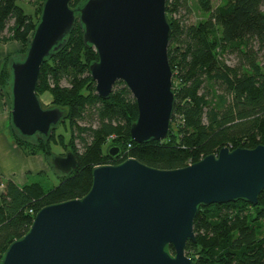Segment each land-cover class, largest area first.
<instances>
[{
  "label": "trees",
  "instance_id": "trees-1",
  "mask_svg": "<svg viewBox=\"0 0 264 264\" xmlns=\"http://www.w3.org/2000/svg\"><path fill=\"white\" fill-rule=\"evenodd\" d=\"M36 1L30 11L21 0H0V42L16 40L26 53L45 0ZM83 1L71 0L70 6ZM194 4L200 16L189 22ZM165 10L175 104L163 140L131 139L137 104L122 81L107 99L97 95L89 72L97 53L84 44L77 19L65 45L42 63L36 94L49 92L47 107L62 109L64 120L48 136H23L11 124L12 140L25 156L48 158L51 143H59L74 153L76 168L62 174L52 166L56 182L47 172L23 184L0 173V262L7 247L28 232L38 210L89 191L96 165L133 157L150 167L173 169L224 146L232 150L264 144V0H221L215 6L211 0H166ZM228 54L237 56L236 65L227 64ZM8 67L6 61L0 67L2 93L11 78ZM60 124L69 133L67 140L57 132ZM113 147L118 153L111 156ZM193 230L196 242L185 247L193 264H264V190L255 205L238 199L200 206ZM166 250L174 254L171 246Z\"/></svg>",
  "mask_w": 264,
  "mask_h": 264
},
{
  "label": "water",
  "instance_id": "water-1",
  "mask_svg": "<svg viewBox=\"0 0 264 264\" xmlns=\"http://www.w3.org/2000/svg\"><path fill=\"white\" fill-rule=\"evenodd\" d=\"M70 1H44L25 55L10 63L13 128L23 136H48L64 120L59 107H43L36 84L42 63L65 45L77 19L84 44L97 53L89 66L97 95L107 99L122 81L137 104L131 139H165L175 104L166 0H84L77 8ZM108 153L114 156L118 148ZM50 161L62 174L76 168L72 151ZM262 190L264 144L224 146L173 169L150 167L133 157L96 165L89 191L38 210L0 264H193L185 247L196 242L198 208L238 199L255 205Z\"/></svg>",
  "mask_w": 264,
  "mask_h": 264
},
{
  "label": "crops",
  "instance_id": "crops-1",
  "mask_svg": "<svg viewBox=\"0 0 264 264\" xmlns=\"http://www.w3.org/2000/svg\"><path fill=\"white\" fill-rule=\"evenodd\" d=\"M3 58V54L0 55ZM1 58V60H3ZM2 62V61H0ZM1 66V63H0ZM2 94V95H1ZM9 101L0 92V173L18 184L40 178L39 172L55 174L50 158L43 154L25 156L13 142L10 132ZM3 185L0 182V194Z\"/></svg>",
  "mask_w": 264,
  "mask_h": 264
},
{
  "label": "rangeland",
  "instance_id": "rangeland-1",
  "mask_svg": "<svg viewBox=\"0 0 264 264\" xmlns=\"http://www.w3.org/2000/svg\"><path fill=\"white\" fill-rule=\"evenodd\" d=\"M221 0H211L212 2V5L215 6L217 5ZM37 1L36 0H21V4H23L26 9H29L30 11H33L34 7L33 5L31 4H34L36 3ZM200 14L198 13V10L194 4V10L192 12V14L189 16V22H194L197 18H199ZM23 46L20 42L16 41V40H9L5 43H2L0 42V55H4L3 58L0 56V62L1 63V66L3 64L4 61H6V64L10 67V63L11 61L13 60V58H16V57H21V56H24L25 55V52H23ZM1 58L3 60H1ZM226 62L227 64L229 65H236L237 62H238V59H237V56L235 54H228L227 58H226ZM0 66V67H1ZM8 67V68H9ZM62 84H66L65 81L62 82ZM0 92L1 89H0ZM3 93L6 94L7 96V99L9 101V118H10V108H11V78L10 80L7 81V85L5 86V90H3ZM2 95V94H1ZM39 100L41 101L43 107H46V108H50V107H47L49 105V102L51 101V95L49 92H44L40 97H39ZM10 120V119H9ZM10 126H11V121H10ZM10 132H11V127H10ZM57 132H61L64 134V139L67 140L68 139V136H69V133L68 131L65 132V130H63V125L60 124L58 129H57ZM107 146L104 145V148ZM51 150H52V153L53 155H65V153L67 151H65L63 149V146L59 143H51ZM52 155V156H53ZM52 156L50 157V160L52 158ZM49 176L52 178V180L54 182H56V178L54 177V175L52 173H48Z\"/></svg>",
  "mask_w": 264,
  "mask_h": 264
}]
</instances>
